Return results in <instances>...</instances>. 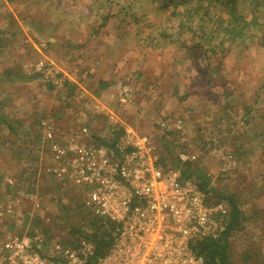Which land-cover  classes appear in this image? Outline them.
I'll list each match as a JSON object with an SVG mask.
<instances>
[{
  "label": "rangeland",
  "instance_id": "1",
  "mask_svg": "<svg viewBox=\"0 0 264 264\" xmlns=\"http://www.w3.org/2000/svg\"><path fill=\"white\" fill-rule=\"evenodd\" d=\"M91 5L0 0V249L17 237L43 256L58 257L55 245L68 247L64 233L45 248L41 234L28 236L32 216L47 219L53 210L51 196L39 189L44 175L52 177L42 123L64 139L87 128L98 144L108 136V119L131 116V127L151 139L159 157L162 135L176 133L170 151L201 164L217 192L238 201L242 227L230 239V261L264 264V47L219 58L182 46L158 49L146 40V19L134 25L131 14L125 19L114 6L100 26L91 20ZM133 10L156 17L149 6ZM41 64L74 79L75 89H49ZM120 81L132 88L125 102ZM106 108L108 118L99 115ZM164 122L169 129L161 128Z\"/></svg>",
  "mask_w": 264,
  "mask_h": 264
},
{
  "label": "built area",
  "instance_id": "2",
  "mask_svg": "<svg viewBox=\"0 0 264 264\" xmlns=\"http://www.w3.org/2000/svg\"><path fill=\"white\" fill-rule=\"evenodd\" d=\"M40 72L48 83L64 84L56 69L42 65ZM116 89L121 101L132 97L127 83L118 82ZM42 125L50 152L48 172L59 182L81 188L86 207L117 226L110 252L92 264H205L194 245L226 231L229 209L223 203H209L195 183L182 180L179 171L160 167L148 136L126 128L115 147L107 148L93 144L87 128L64 139L57 138L51 124ZM180 125L178 121L175 129L181 130ZM161 128L170 125L164 122ZM54 247L58 257L43 256L17 237L0 249V264H90V243Z\"/></svg>",
  "mask_w": 264,
  "mask_h": 264
},
{
  "label": "trees",
  "instance_id": "3",
  "mask_svg": "<svg viewBox=\"0 0 264 264\" xmlns=\"http://www.w3.org/2000/svg\"><path fill=\"white\" fill-rule=\"evenodd\" d=\"M114 6H118L119 13L125 19L131 14V23L134 25L138 26L146 19L149 26L146 40L158 49L165 50L169 45L182 46L190 51L196 50L193 54L199 51L206 58H219L235 50L247 52L251 48L264 47V0H92L91 20L105 26L114 16L111 13ZM142 6L151 7L155 19L146 18L144 13L138 14L133 10ZM167 25L170 26L167 28ZM48 84L49 89H55L54 85ZM63 85L65 89L76 87L75 83L67 79ZM9 130L17 132L12 126H9ZM122 135V130H115L106 138H99L95 145L114 148ZM173 139H177L174 132L166 130L162 135L160 140L165 153L160 154L158 165L163 169L179 170L182 180L195 183L207 196L209 203L226 202L229 209L226 231L217 239L196 243L194 251L204 259L205 264H233L229 259L230 239L233 233L241 229L243 217L238 201L232 196L219 194L201 164L183 161L180 155L175 156L168 147L175 148ZM19 142L15 148L21 150L22 144ZM45 176L39 189L51 196L53 210L47 219L32 216L34 221L28 236L35 238L36 232L41 234L43 248L63 233L65 239L62 243L68 247L78 248L82 242L90 243L93 246L90 264L107 256L116 238V224L94 215L86 207L81 188ZM15 185L8 189L18 187V183ZM30 192L36 193L34 190Z\"/></svg>",
  "mask_w": 264,
  "mask_h": 264
},
{
  "label": "crops",
  "instance_id": "4",
  "mask_svg": "<svg viewBox=\"0 0 264 264\" xmlns=\"http://www.w3.org/2000/svg\"><path fill=\"white\" fill-rule=\"evenodd\" d=\"M63 79L64 80L67 79L71 83H76V81L74 79H71L70 77H64ZM103 80H105V79H103ZM98 82H102V80H100ZM103 82H105V81H103ZM100 84H102V83H100ZM93 97H95V99H97L96 96L93 95ZM103 112H105V113H103ZM103 112L99 113V115H103V116L108 118V114H109L108 113V109L107 108L104 109ZM114 117H112V119H108L107 120V123H109V125H108V133H107L108 135H110V133L114 132L115 130H119L120 129V130L124 131V129H126V128H130V129L132 128L137 134H139L133 127H131V124H129V123H134V122L131 121V116L130 117L128 116L129 118H120L118 116L115 119H114ZM101 136H104V135H101Z\"/></svg>",
  "mask_w": 264,
  "mask_h": 264
}]
</instances>
